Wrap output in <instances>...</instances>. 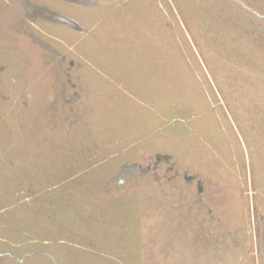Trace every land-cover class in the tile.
<instances>
[{
  "label": "rangeland",
  "instance_id": "rangeland-1",
  "mask_svg": "<svg viewBox=\"0 0 264 264\" xmlns=\"http://www.w3.org/2000/svg\"><path fill=\"white\" fill-rule=\"evenodd\" d=\"M0 264H264V0H0Z\"/></svg>",
  "mask_w": 264,
  "mask_h": 264
}]
</instances>
